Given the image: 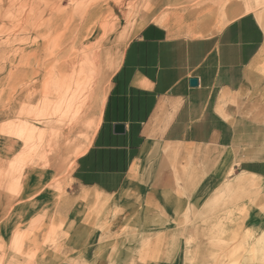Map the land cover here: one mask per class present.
I'll return each instance as SVG.
<instances>
[{
  "label": "crops",
  "instance_id": "0c3cea01",
  "mask_svg": "<svg viewBox=\"0 0 264 264\" xmlns=\"http://www.w3.org/2000/svg\"><path fill=\"white\" fill-rule=\"evenodd\" d=\"M152 4L137 16L118 62L107 61L113 69L99 126L75 160L70 180L74 194L98 191L118 200L133 194L147 211L131 207L125 214L162 221L165 227L155 229L161 255L149 264H191L192 257L202 264L205 233L184 221L220 218L205 209L213 192H221L241 171L264 180V27L255 14L244 12L242 0ZM90 22H67L64 27L76 30L69 36L66 31L62 44L81 43ZM61 64L65 67L67 59ZM35 68L18 74H35ZM191 79L198 85L192 86ZM12 107H1L0 125ZM46 178L37 185L25 171L18 196L5 189L10 182L1 185L5 244L20 219L35 216V193ZM40 193L42 204L51 203V192ZM249 219L260 217L252 213ZM191 236L199 243L187 244Z\"/></svg>",
  "mask_w": 264,
  "mask_h": 264
},
{
  "label": "rangeland",
  "instance_id": "374dc122",
  "mask_svg": "<svg viewBox=\"0 0 264 264\" xmlns=\"http://www.w3.org/2000/svg\"><path fill=\"white\" fill-rule=\"evenodd\" d=\"M242 1L244 12L255 14L264 27V0ZM152 8V0H0V25L5 24L0 26V109L13 106L10 119L0 125V136L5 137L0 143V191L10 182L5 189L18 196L25 171L37 185L48 177L35 193V216L20 219L8 245L0 235V264H149L161 255L155 229L165 227L162 221L125 214L131 207L147 211L135 195L118 200L97 191L112 202L101 208L82 200V192L74 194L70 180L75 160L99 125L113 69L107 61L118 62L137 16ZM95 10L99 13L93 17ZM81 20L91 21L83 41L62 44L66 31L69 36L76 30L64 25ZM83 51L96 55L99 74L86 92L82 118L65 117L60 109L65 84L72 81ZM33 66L35 74H18ZM5 69L7 75H1ZM42 191L51 192V203L42 204ZM213 197L205 210L220 218L184 221L205 233L202 264H264L262 177L241 171ZM252 213L260 219L250 220ZM198 243L197 237L187 239L191 246ZM191 259V264L197 263Z\"/></svg>",
  "mask_w": 264,
  "mask_h": 264
},
{
  "label": "bare ground",
  "instance_id": "6f19581e",
  "mask_svg": "<svg viewBox=\"0 0 264 264\" xmlns=\"http://www.w3.org/2000/svg\"><path fill=\"white\" fill-rule=\"evenodd\" d=\"M98 13L99 10H95L91 14V16L96 17ZM83 53L85 52L83 51ZM71 65L72 64H70V66ZM99 69L100 68H99L98 59L95 54H91V53L88 54L87 52L85 53L84 56L81 57V59H79V62H77L75 66L74 72H72L73 73L72 81H69L68 79L65 84L66 90L64 91L61 100L62 103L60 105V109L61 111H63L65 117L73 116L78 118L81 117L82 113L86 110L87 103L84 101V98L86 97L87 95L86 92L90 89V87H93L96 84L97 76L99 74ZM60 75L63 74L60 72ZM81 199L90 203H96L98 207L101 208L110 207L112 204L111 200H109L108 198L99 196L97 194V191H83L81 194Z\"/></svg>",
  "mask_w": 264,
  "mask_h": 264
},
{
  "label": "water",
  "instance_id": "95a60500",
  "mask_svg": "<svg viewBox=\"0 0 264 264\" xmlns=\"http://www.w3.org/2000/svg\"><path fill=\"white\" fill-rule=\"evenodd\" d=\"M191 85L192 86H197L198 85V81L196 79H191L190 81ZM117 131H123V126H117Z\"/></svg>",
  "mask_w": 264,
  "mask_h": 264
}]
</instances>
